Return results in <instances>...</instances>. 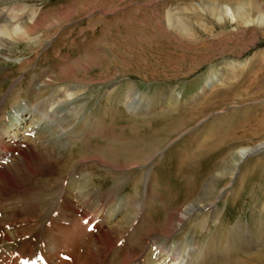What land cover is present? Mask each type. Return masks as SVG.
Returning a JSON list of instances; mask_svg holds the SVG:
<instances>
[{
	"label": "rangeland",
	"instance_id": "rangeland-1",
	"mask_svg": "<svg viewBox=\"0 0 264 264\" xmlns=\"http://www.w3.org/2000/svg\"><path fill=\"white\" fill-rule=\"evenodd\" d=\"M18 1L28 12L36 14L42 9L41 20L51 25L48 36L32 54V62L22 70H32L35 58L45 52L46 58L51 59L47 65L56 64L51 75L58 70L63 77L73 75L78 81H87L85 86L73 85L79 96L70 106L77 111L57 107L63 108L60 117L76 127L85 124L84 120L98 109L97 115L90 119L94 127L87 122L92 130L94 128L93 135L85 134L82 138L97 150L107 145L117 151L122 147L124 155L120 152L115 157L118 161L103 164L94 159L93 152L84 150L81 162H76L71 171L60 174L58 181L51 183L48 202L42 210L23 209L21 204L13 206L10 213L0 208V228L6 232L12 250L17 255L21 253L27 264H55L61 259L66 264H79L84 256L86 258V246L93 243L86 232L91 233L92 228L88 225L85 230L84 226H79L87 207L79 204L82 199L76 192L84 190L81 186L88 188L89 184L91 189H88L97 195L98 187L89 183L91 176L86 174L95 171L102 183L106 182V177L112 179L107 182L108 186L113 183V173L121 174L114 179L119 183L117 194L112 203L104 207L102 220L93 218L97 223L101 221L99 226L111 239L103 264H121L118 259L123 253L117 252V248H126L136 241L143 243L148 234L156 236L175 229H180L178 236L185 235L184 241L191 247L187 264H264V260L253 259L264 257V147L242 160L233 158L234 167L230 162L232 153L264 144V25L253 22L257 16L264 15V0ZM223 7L231 9L234 21L221 10ZM29 53L24 52L22 46L14 49L13 57H5L0 62V68L9 73L6 79L0 80V96L7 94L5 90L20 79L23 72L16 68ZM100 63L85 71V66ZM34 75L30 79L38 74ZM209 81L212 83L208 84ZM63 84L71 85L67 81ZM54 95L55 90L51 88L42 97L50 101ZM133 97L147 105L148 110L132 113L127 105ZM31 106L36 105L28 107ZM19 107L27 108L23 101ZM12 108L0 111V122L8 115L12 117L8 112ZM14 112V116L19 114L18 107ZM70 117L74 118L72 124ZM32 121L31 118L30 123ZM55 124L56 121L50 122L44 129ZM25 128L18 135L19 139ZM103 129L107 137L111 135L116 139L109 141L99 136ZM75 130L68 135H75ZM95 135L108 142H98ZM70 142L74 141L66 142V148ZM78 150L81 153L80 148ZM138 155L140 162L124 163ZM30 167L36 172V179L50 182L55 176L50 167L40 161L32 162ZM147 175L155 181L147 180ZM13 178L5 179L4 187L20 195L24 187ZM207 181L209 186L205 187ZM188 203L210 206L197 210L177 227L168 218ZM117 207L122 210L121 214L112 217ZM136 211L143 220L139 216L136 226H131L115 246L116 238L126 230ZM152 214L162 220L158 224L152 221L147 231ZM184 241L174 246L181 247ZM50 243L61 246L55 258L49 250ZM243 244H249L252 249H241ZM153 247L145 248L140 257L129 259L127 255L123 261L160 264V255L151 254ZM132 251L136 252L137 246ZM172 261L173 258H169L166 263Z\"/></svg>",
	"mask_w": 264,
	"mask_h": 264
},
{
	"label": "bare ground",
	"instance_id": "bare-ground-1",
	"mask_svg": "<svg viewBox=\"0 0 264 264\" xmlns=\"http://www.w3.org/2000/svg\"><path fill=\"white\" fill-rule=\"evenodd\" d=\"M20 2L21 1H18V0H0V62L5 57H10V58L13 57L14 56V49L19 50L20 47H22V46H24V52H26V51L30 52L29 53L30 55L28 57L24 58V61L22 60L23 62L21 61L22 63L20 62L18 64V67L16 68V70H21L23 72L20 79L11 87V89L7 92V94L0 96V111L6 107L8 108L10 106H13V108L10 110V113H12V115H14L13 113H15L14 111H15L16 107H18V110H19L18 113H21L22 111H24V109L22 107H19L22 104V101L25 102L26 106H27V108H25L26 113L23 116H21L20 118L18 117L16 119L17 121L16 120L11 121V118H12L11 117L10 119L8 118V121L6 118L5 120L0 122V208L2 209V211L4 213H10L12 211L13 206L16 207V206H18V204H21L20 207H22L23 209H31V210L34 209L36 211L42 210L48 202L47 201L48 198H46V197H47L48 191L50 190L51 183L57 182L60 174H62L64 172L71 171V169L73 167H75L76 162H81V155L84 152V150L91 151L90 153L93 152L92 154L94 156V159H96L97 161H99L103 164H112V163L116 162L115 160H117V159L115 157L119 156V153L122 151V147H119L120 149H119V151H117L115 149V147L113 148V147H111V145L110 146L107 145L103 148L101 147L103 150H97V149L89 147V145L86 144L88 140L86 138H82L85 136V134H88L89 136L93 135L92 131L94 130V128L92 130V127H94L93 126L94 124L92 122H90V119L93 117V115H97V114H95V112H97L98 109L94 111V114L90 118L84 120L85 124H83V125L81 124L79 126L73 127V126H70L68 123L66 124L65 120L62 121V117H60L59 113L63 108L57 109V107H64L65 109L69 108V109H72V111H73V109H75L76 107L70 106L72 104L71 101L77 99V97L79 96V95H77L78 91L76 92V88H74L75 86H73V85L79 84V85L85 86L87 81H84V80L78 81L76 78L74 79L72 77L73 75L70 76L71 78L63 77L60 75L61 73L58 74V72H57L58 70L51 75L56 64H53L51 67L49 65H47V63L50 62L51 59L49 60L46 58L47 53H45V52L43 54H38L39 57L35 58L34 67L32 70L27 71L26 70L27 68L22 70L28 63L30 64L32 62V60L30 59L32 57V54L34 53L35 50H37L39 45L48 36V30L51 27V25L50 24L46 25L41 20V18L43 16L42 9L41 10L39 9L40 11L36 14L33 11L28 12L27 10H25L26 9L25 6L20 5ZM26 6H28V5H26ZM33 9H35V8H33ZM221 10L224 11L226 15L230 16L233 21L235 20L234 16L231 13L230 8H226V7L224 8L223 7V8H221ZM43 11H44V9H43ZM55 19H57V18H55ZM253 22L256 24H263L264 25V15L257 16L253 20ZM51 24H52V22H51ZM75 41H77V40H75ZM56 42H58V41H56ZM53 43H55V42H53ZM90 46H91V44H90ZM55 48L57 49V47H55ZM51 49H53V48H51ZM62 53H64V52H62ZM29 60H31V61L29 62ZM101 63L95 64L93 66L89 65V67L84 65L86 67L85 71L91 70L94 67L101 65ZM29 64H28V66H29ZM0 67H1V64H0ZM46 70H47L46 73L39 74L41 72L43 73V71H46ZM55 70H56V67H55ZM35 73L38 74L37 77L30 79V76H33ZM36 74L34 76H36ZM8 76H9V73H6L5 71H3L0 68V80H4ZM45 77H48V78H46L48 80H46ZM63 81H67L71 85L63 84ZM210 83H212V81L208 82V84H210ZM17 88H18L19 92L17 91ZM51 88L56 90L55 95L51 98L50 101L44 100L42 97L43 93L45 91H49ZM22 90H24V91L21 92ZM49 94H51V92ZM44 98H46V97L44 96ZM8 99L10 102L8 101ZM167 101L170 102L171 100L168 99ZM30 105H36L34 108L36 109L38 107V109H37L38 112L37 111L32 112L31 108H33V107L32 106L28 107ZM127 106L133 110L132 113H134V114L146 112L148 110L147 105L143 104L140 99L138 100V98H135V97H133L132 102H130ZM75 110L77 111V109H75ZM40 112H43L44 115H41ZM91 112H88V114ZM31 118H34L33 121L34 120L35 121L34 122L32 121L31 123L28 122L29 127L25 128L26 123L23 122V120H25V119L29 120ZM64 119H66V117ZM73 120H74V118L70 119L71 124H72ZM54 121H56L57 124H55L54 126H51L48 130L44 129L45 125H49L50 122H52V124H53ZM87 122H89L92 127L90 125H87L88 124ZM62 125H63V127H62ZM68 126H70V128H68ZM24 128H25V133L23 134L22 138L19 139L18 135L21 134V130ZM66 128H68V130H66ZM74 128H76V130H77V131L75 130V135H73V136L68 135V133L74 132ZM48 131H51V132L48 133ZM105 132L106 131L103 129L98 134H100L99 136H101V137L105 136L106 139H108L109 141L112 140V138L113 139L115 138V137H112L111 135L109 137H107L105 135ZM95 134H96V131H95ZM99 136L98 137L96 136V139L98 142H108V141H101L99 139ZM68 141H74L75 144H74V142L73 143L70 142V144H68L69 147L66 148L65 147L66 142L68 143ZM76 142H78V143H76ZM89 144H91V143H89ZM263 145L264 144H261V145H258L256 147H253L251 149H240L238 152L232 153L231 157H230L231 166L232 167L235 166L233 163L234 160H232L233 158L238 159V157H239V160H242L245 156H248L252 152L261 151L262 148L264 147ZM96 146H95V148H96ZM136 147L137 146H135V148ZM79 148L81 150V153L78 150ZM125 149H127V148H125ZM128 150H131V148ZM133 151H136V150H133ZM107 155H110V156L107 157ZM120 155H124V154H122V152H121ZM129 159H131V158H129ZM141 160H140V155H138L137 157L132 158L130 161H125L124 163L128 162L131 164H135V163L140 162ZM36 161H40V162H42L43 165L50 167V171L54 173L53 176L55 175L57 177L54 176L50 182H47L45 179H42V178L41 179L34 178V175L36 174V172L33 171V168L30 167V164L32 162H36ZM228 167H230V166H228ZM98 173H100V172H98ZM86 174L91 176L89 183L96 185L98 187V193H97V195L95 193H93V191L90 190L91 188L89 187V184H88V188H90V189L86 188L87 185H84V186H81V188L84 190H82V191L79 190L76 192V195L78 196V198L82 199V200L79 199L80 200L79 204L85 205L87 207L86 211L84 213H82V216H81L80 221H79V226H84L85 230H86L87 226L90 225L92 228V232L91 233L86 232V235H88L90 237L89 239L93 238V239H91L92 241L90 240L91 242H93L92 245H90L88 243V245L86 246L87 257L86 258H85V256L83 258L81 257L82 259H81L79 264H103V262H105V261H103V259L108 254L109 249L111 248V239H110L108 233L105 234V231H103L101 226H99V224H101V221H99L97 223L96 221H93V218H97L99 220H102V217H100V216L102 214L104 207H106L107 205L112 203V201L114 200V198L117 194L116 192H117L119 183H117L114 179H118L116 176H121V174L113 173L111 175V177H113V183L110 186H108L109 184L107 182L108 181L111 182L112 181L111 178L106 177V182L102 183L103 180L98 179L99 176L95 175V171H87ZM63 175H65V174H63ZM107 175H109V174H106V176ZM147 176H148L147 180L151 179V181H155V179L152 178V176H150V175H147ZM12 178L16 179L18 181V182L17 181L16 182L19 184L21 183V186L24 187V188H21L23 190V192H21L20 195L19 194L14 195L13 194L14 191L12 189L8 190V189H6V187H4L5 179H11L12 180ZM47 178H49V177L47 176ZM211 179H212V177H211ZM92 181H95V182H92ZM69 182H70V180H69ZM213 182H215V181H213ZM208 183H209V181L206 182L205 187L209 186ZM9 184H11V183L9 182ZM56 184H58V183H56ZM12 185H14V184H12ZM53 185L55 186V184H53ZM10 188H12V187H10ZM69 188H71V187H69ZM69 190L73 191L72 189H69ZM69 190H68V192H69ZM66 193H67V191H66ZM69 194H70V192H69ZM50 199H52V198H50ZM209 206L210 205L207 203H201V204L198 203L195 205H193V204L190 205L188 203V204H185L183 206L181 205L178 212L175 214H172L168 218V220L171 223L177 224V227H181L184 224V222L189 220L190 217L197 210H202L204 208H208ZM66 207H68V206H66ZM121 211L122 210H120L117 207L115 209V212L112 213V217L120 215ZM169 212H171V211H169ZM139 216L142 218L141 220H143V216H141V213H138V211H136L130 217V220L127 224L126 230L122 233L121 236L116 238L115 246L118 244V242H121V240L124 239L126 232L130 231L131 226H133V227L136 226V224H137L136 221H137ZM90 217H92V218H90ZM161 220H162V218L156 219L154 214L150 215V221L148 220L149 225H147V231H149L151 229L150 226H151V224L154 223L152 221H155L156 224H158L157 222H160ZM94 225H95V228H94ZM74 226H76V225H74ZM26 227H28V226L26 225ZM144 228H142V230ZM56 229L58 230V227ZM107 229H108V231H111V228L110 229L107 228ZM107 229H105V230H107ZM60 231H63L66 233L67 229L60 228ZM179 231H180V229H175V230L171 231L170 233H166V234L157 233L156 236H155V234H148L147 237H145V240H142L143 243L136 241L133 244H129L126 247L127 249L126 248H119V249L117 248V252L120 251L121 253H123L122 255L124 256V258H123V256H121V259H118V261L121 264H128L126 261H123L127 255L130 256L129 259L132 257H136L137 255H138V257H140L142 255L143 250L145 248H148V246L150 245L152 247L155 246L152 248L153 252L151 254L160 255V259H161V261L159 260L160 264H167L166 261L169 258H173V261L170 264H187L189 262L188 253H189L191 247L186 244L187 242L184 241L186 239L185 235L182 236L183 234H181L180 236H178ZM72 232H73V230H72ZM40 233H42V232H40ZM18 235H21V234H18ZM55 235H57V233H55ZM176 235L178 237H180L179 239H181V240H179V239L176 240V237H177ZM244 236H246V234ZM244 236L242 237L243 241L246 240V238ZM19 237H21V236H19ZM196 238H197V235H196ZM8 240L9 239H7L6 232H4V230L0 228V264H27L21 253H20V255L22 257L20 255H17L12 250V248H11L12 245L10 247V244L7 243ZM56 240L59 241L58 238ZM2 241L3 242L6 241L7 244L6 245H4L5 243L2 244L3 243ZM54 241H55V239H54ZM178 241H179V243L184 241V244L182 243L183 245L182 246L180 245L182 248L174 246V243H177ZM35 245H34V247H35ZM20 246L22 247L21 243H20ZM135 246H137V251L133 252L132 249ZM242 246L243 247L242 248L240 247V248L243 250L252 249V246H250L249 244H243ZM17 247H18V245H17ZM22 248L25 249V246H23ZM60 248H61V246L56 247V245L53 243L49 244V250L52 251V253L54 254L53 255L52 253H50V255H53L52 258L60 253ZM18 249H20V247ZM36 250H37V248H36ZM76 250H77V248H76ZM18 251H21V250H18ZM25 251H27V249ZM146 251H147V249H146ZM34 252H36V251H34ZM116 256H117V254H116ZM238 259H239V257H238ZM238 259L235 258V261ZM253 259L256 261H261V260H264V257L255 256V257H253ZM113 260H116V257L115 258L113 257ZM130 262H132L131 264H139L137 260H135L134 262L133 261H130ZM55 264H66V262L62 261V259H61L58 262H56ZM106 264H109V262H107ZM196 264H198V262Z\"/></svg>",
	"mask_w": 264,
	"mask_h": 264
}]
</instances>
